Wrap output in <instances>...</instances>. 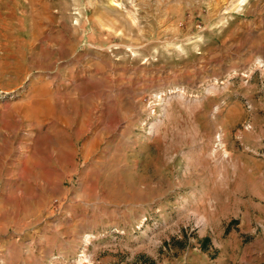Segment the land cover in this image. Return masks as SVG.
Returning a JSON list of instances; mask_svg holds the SVG:
<instances>
[{
    "label": "rangeland",
    "instance_id": "1",
    "mask_svg": "<svg viewBox=\"0 0 264 264\" xmlns=\"http://www.w3.org/2000/svg\"><path fill=\"white\" fill-rule=\"evenodd\" d=\"M0 264H264V0H0Z\"/></svg>",
    "mask_w": 264,
    "mask_h": 264
}]
</instances>
